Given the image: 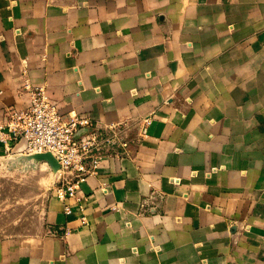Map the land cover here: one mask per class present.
I'll use <instances>...</instances> for the list:
<instances>
[{"label":"crops","instance_id":"crops-1","mask_svg":"<svg viewBox=\"0 0 264 264\" xmlns=\"http://www.w3.org/2000/svg\"><path fill=\"white\" fill-rule=\"evenodd\" d=\"M27 83L131 142L0 264H264V0H0V123Z\"/></svg>","mask_w":264,"mask_h":264},{"label":"built area","instance_id":"built-area-1","mask_svg":"<svg viewBox=\"0 0 264 264\" xmlns=\"http://www.w3.org/2000/svg\"><path fill=\"white\" fill-rule=\"evenodd\" d=\"M25 89L31 95L29 106L12 112L7 123H0V141L28 155L51 152L60 163L57 196L79 205L87 198L82 184L98 173L103 159L110 152L119 156L120 149L129 148L128 126L125 122L99 126L85 114L63 112L44 88L27 83ZM65 211L72 213L70 203Z\"/></svg>","mask_w":264,"mask_h":264},{"label":"rangeland","instance_id":"rangeland-1","mask_svg":"<svg viewBox=\"0 0 264 264\" xmlns=\"http://www.w3.org/2000/svg\"><path fill=\"white\" fill-rule=\"evenodd\" d=\"M18 157L0 158V238L40 233L47 204L60 184L47 162Z\"/></svg>","mask_w":264,"mask_h":264},{"label":"water","instance_id":"water-1","mask_svg":"<svg viewBox=\"0 0 264 264\" xmlns=\"http://www.w3.org/2000/svg\"><path fill=\"white\" fill-rule=\"evenodd\" d=\"M17 159L27 160L28 162H33V163L44 161L51 166V168L55 173H58V171L60 170V163L51 152L20 155Z\"/></svg>","mask_w":264,"mask_h":264}]
</instances>
